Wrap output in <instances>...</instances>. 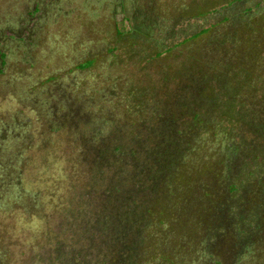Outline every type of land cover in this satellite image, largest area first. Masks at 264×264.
<instances>
[{"label":"rangeland","instance_id":"obj_1","mask_svg":"<svg viewBox=\"0 0 264 264\" xmlns=\"http://www.w3.org/2000/svg\"><path fill=\"white\" fill-rule=\"evenodd\" d=\"M154 134L138 264H264V0H0V264H107Z\"/></svg>","mask_w":264,"mask_h":264},{"label":"trees","instance_id":"obj_2","mask_svg":"<svg viewBox=\"0 0 264 264\" xmlns=\"http://www.w3.org/2000/svg\"><path fill=\"white\" fill-rule=\"evenodd\" d=\"M236 1V0H235ZM92 65V61H87L81 65L82 68H86L88 66ZM223 112H226L225 109L223 108ZM163 114V113H162ZM160 114V115H162ZM158 115V122L161 123V128L164 129V122L168 123L166 120H163L164 118L159 117ZM196 116V115H195ZM161 130V129H160ZM161 133V131L159 132ZM162 132L161 134H163ZM178 135H187L188 133L182 132L181 130L177 131ZM152 139V146L150 150V155L146 159V163L144 162L143 164H146V168H142V174L140 179L137 180L136 185L138 186L140 183L138 182H143L145 184H155L154 188L155 192L157 194H161V196H155L154 199L150 200L148 205H141L137 207L135 205L129 204L126 201L128 199H132V196L127 195L120 199L116 198V195H111L112 198L110 199V202L107 204V210L110 211L111 218L113 219V236H111V239L108 241L107 247L109 250V260L107 264H138L137 262V257L139 255V251L146 249V247L150 246L152 248H157L152 241V239H155V235L158 234L160 231V228L157 226V222L155 221V216L157 215L158 208H156V203L157 199H162L165 200L167 199V196H164L163 193L166 192L167 195L169 191L172 193V185L175 182L176 178L179 176V174L176 171H173V169L176 168V164L180 163V158H176L174 155V158L170 156L169 152L168 155L165 158L159 157L156 152H160V149L163 146H167L165 143L161 142V139L158 135H153L151 137ZM173 138L172 140H177L173 135H171L170 138H165L163 141L169 142V140ZM178 143H180L179 140H177ZM128 149L126 146L121 145L115 147V153L119 154L120 156H123L125 154V150ZM168 150V149H167ZM102 153L101 155H103ZM163 154V153H162ZM118 167L119 163H115ZM182 165V164H181ZM180 165V166H181ZM124 169V168H122ZM145 169H149L152 173V175L147 176L148 171ZM169 170L171 172L170 176L168 178H165L166 175L165 171ZM127 174V173H126ZM224 175V173H222ZM220 176H223V175ZM225 176V175H224ZM148 178V179H147ZM169 179V181H166ZM239 183L232 184L230 187L231 192H238L239 190ZM141 186V185H139ZM121 189L115 188L114 191L117 193H120ZM130 192L134 191V189H129ZM173 194V193H172ZM124 195V194H123ZM126 199V200H125ZM158 201L161 202L162 201ZM145 202L147 200H144ZM147 203V202H146ZM165 204V201L163 202ZM110 205V206H108ZM225 208V207H223ZM222 208V209H223ZM106 211V209H104ZM153 214V216L151 215ZM163 215V213H162ZM161 218H164L165 216H160ZM148 218V219H147ZM154 218V222L152 220ZM150 221H152L154 227L152 228L150 224ZM103 224V229L106 231L108 230L109 227H111V222H107L104 220L102 222ZM150 229V231L146 230V228ZM152 232H154V236L152 235ZM156 240V239H155ZM157 245V242H156ZM77 264H81V261L79 258L75 261ZM83 263V261H82ZM72 264V262H70ZM86 264V263H84Z\"/></svg>","mask_w":264,"mask_h":264}]
</instances>
